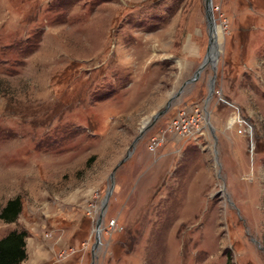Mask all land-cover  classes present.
<instances>
[{
    "label": "rangeland",
    "instance_id": "374dc122",
    "mask_svg": "<svg viewBox=\"0 0 264 264\" xmlns=\"http://www.w3.org/2000/svg\"><path fill=\"white\" fill-rule=\"evenodd\" d=\"M210 5L213 69L181 86L203 0H0V238L33 239L30 264H264V0ZM193 106L200 133L169 132Z\"/></svg>",
    "mask_w": 264,
    "mask_h": 264
},
{
    "label": "water",
    "instance_id": "95a60500",
    "mask_svg": "<svg viewBox=\"0 0 264 264\" xmlns=\"http://www.w3.org/2000/svg\"><path fill=\"white\" fill-rule=\"evenodd\" d=\"M204 2V18H205V24H206V28H207V38H208V43H207V48H206V53L205 56L203 57L201 63L197 66L196 70L193 72V74L191 75L190 78H188L186 81L182 82L181 86L184 85L186 82H191L193 80L196 79V77L198 76V73L200 72V70L204 67V65H206L207 63H209L211 65V68L213 69V65H214V61L217 57L218 54V50H217V44L215 41V37L213 35V27H214V22H213V18H212V12H211V5H210V0H203ZM214 76H211L210 79L208 80V84H207V93L205 96V100L207 101L209 96L211 95L212 91H213V85H214ZM180 91V89H178V91L175 93L178 94V92ZM172 99V97H170L168 99V101L165 103L164 107L159 110L158 112H156L154 115L151 116V122L159 115L161 114L169 105L170 100ZM205 115L207 114L206 111L204 110ZM147 122L145 121L140 129H139V133H141L143 131L144 128L147 127ZM211 127H209L210 129ZM139 136V135H138ZM138 136H136L132 143H134L136 141V139L138 138ZM129 154V152L126 153V156ZM124 160L121 159L117 165H119L122 161ZM116 165V166H117ZM116 166L114 168H116ZM114 170V169H113ZM112 170V172H113ZM112 172L109 175V179H110V186L108 187V189L105 192L104 198L101 202V207H100V212L98 214V216L96 217L95 223H94V241L93 244L91 246V250H93L99 243V224H100V218L102 216V213L104 211V207L106 205V201L108 199L109 193L111 191L112 188Z\"/></svg>",
    "mask_w": 264,
    "mask_h": 264
},
{
    "label": "trees",
    "instance_id": "16d2710c",
    "mask_svg": "<svg viewBox=\"0 0 264 264\" xmlns=\"http://www.w3.org/2000/svg\"><path fill=\"white\" fill-rule=\"evenodd\" d=\"M92 157H88L86 163L90 162ZM20 212V200L15 196L7 199L0 208V220L12 222ZM23 231L12 230L0 238V264H19L25 259Z\"/></svg>",
    "mask_w": 264,
    "mask_h": 264
},
{
    "label": "built area",
    "instance_id": "2783aa9c",
    "mask_svg": "<svg viewBox=\"0 0 264 264\" xmlns=\"http://www.w3.org/2000/svg\"><path fill=\"white\" fill-rule=\"evenodd\" d=\"M203 115L201 108L198 106H193L190 110H179L169 121L167 129L173 135L180 137L200 133L204 126ZM161 140L160 137H151L148 144L149 150L153 151L161 143Z\"/></svg>",
    "mask_w": 264,
    "mask_h": 264
},
{
    "label": "crops",
    "instance_id": "0c3cea01",
    "mask_svg": "<svg viewBox=\"0 0 264 264\" xmlns=\"http://www.w3.org/2000/svg\"><path fill=\"white\" fill-rule=\"evenodd\" d=\"M27 239L24 238V251H25V258L29 257V260H30L29 264H30L33 262V260H32L33 255L37 253L38 249L36 246V242L33 239H31V238H27ZM24 261H25V259H24Z\"/></svg>",
    "mask_w": 264,
    "mask_h": 264
},
{
    "label": "bare ground",
    "instance_id": "6f19581e",
    "mask_svg": "<svg viewBox=\"0 0 264 264\" xmlns=\"http://www.w3.org/2000/svg\"><path fill=\"white\" fill-rule=\"evenodd\" d=\"M214 28H215V25H214V27H213V35H214V37H215V41H216V44H218V42H217V34H218V31H219V29L218 28H216V30L214 31Z\"/></svg>",
    "mask_w": 264,
    "mask_h": 264
}]
</instances>
